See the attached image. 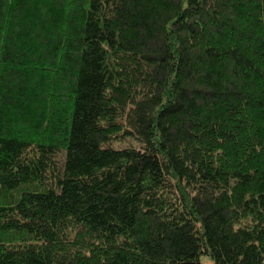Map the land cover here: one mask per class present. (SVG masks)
Masks as SVG:
<instances>
[{"label": "trees", "instance_id": "trees-1", "mask_svg": "<svg viewBox=\"0 0 264 264\" xmlns=\"http://www.w3.org/2000/svg\"><path fill=\"white\" fill-rule=\"evenodd\" d=\"M202 256L264 264V0H0V264Z\"/></svg>", "mask_w": 264, "mask_h": 264}, {"label": "rangeland", "instance_id": "rangeland-1", "mask_svg": "<svg viewBox=\"0 0 264 264\" xmlns=\"http://www.w3.org/2000/svg\"><path fill=\"white\" fill-rule=\"evenodd\" d=\"M129 140H131V139H129ZM135 142H138V141H135ZM127 144H132V142H129V143H127ZM115 147H120V146L115 145ZM202 261H203V263H205V264H212V263H211L212 261H211L207 256H202Z\"/></svg>", "mask_w": 264, "mask_h": 264}]
</instances>
